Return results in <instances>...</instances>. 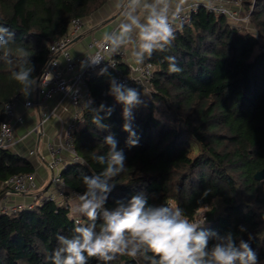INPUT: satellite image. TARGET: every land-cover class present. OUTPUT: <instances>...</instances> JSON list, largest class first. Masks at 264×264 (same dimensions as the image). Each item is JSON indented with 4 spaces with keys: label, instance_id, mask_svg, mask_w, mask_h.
Instances as JSON below:
<instances>
[{
    "label": "trees",
    "instance_id": "1",
    "mask_svg": "<svg viewBox=\"0 0 264 264\" xmlns=\"http://www.w3.org/2000/svg\"><path fill=\"white\" fill-rule=\"evenodd\" d=\"M109 1L0 0V26L27 49L36 80L49 58V42L66 36L73 18L84 20ZM242 5L250 12L255 31L238 30L225 15L200 6L191 24L176 31L171 48L150 59L152 99H142L143 86H128L140 92L142 100L133 113L132 127L139 138L135 147L126 144L123 105L109 94L111 72L92 78L91 97L75 131L81 161L69 162L62 176L66 194L83 192L82 173L102 171L92 157L108 151L104 138L112 134L126 156V170L114 179L106 207L143 194L149 205L173 201L190 220L205 208V230L220 236L230 232L237 244L247 241L258 264H264V179L254 176L264 169V49H258L260 37L264 39V0H242ZM165 55L175 56L183 71L170 74ZM21 63L15 56L11 63L0 58V126L5 106L23 93L11 78ZM119 66L129 72L124 62ZM156 99L167 104L164 118L157 113ZM101 104L113 109L110 116L94 111ZM95 115L107 127L94 124ZM35 172L29 158L0 148V183ZM40 197L32 200L34 208L0 211V264H51L48 257L57 247V236H70L77 223L86 222L71 215L67 199L38 203ZM213 243L210 238L209 248ZM88 264L101 262L91 258ZM111 264L147 261L143 256H118Z\"/></svg>",
    "mask_w": 264,
    "mask_h": 264
},
{
    "label": "clouds",
    "instance_id": "2",
    "mask_svg": "<svg viewBox=\"0 0 264 264\" xmlns=\"http://www.w3.org/2000/svg\"><path fill=\"white\" fill-rule=\"evenodd\" d=\"M185 2L117 0L122 19L115 30L103 33L102 47L113 54L130 49L137 65L151 59L156 52H167L176 38L174 22L183 13ZM0 53L6 63H11L13 56L22 61L18 70L11 72V78L27 95L36 83L32 76L34 67L29 65L30 55L3 26H0ZM104 60L100 54L87 56L81 67L97 66ZM163 60L168 63L170 74L183 71L175 56L165 55ZM106 73L107 67H104L98 74ZM46 76L45 82L51 80V74ZM109 83V94L123 105L122 128L129 134L126 144L129 148L135 147L139 138L132 127L133 110L142 104L141 93L114 77ZM94 111H106L110 116L113 109L101 104ZM92 122L98 127H107L101 123L99 115H95ZM117 143L114 135H107L104 144L108 151L92 157L102 166V171L92 175L82 173L84 191L72 204L71 215L86 218V222L77 223L70 236H57V247L48 257L51 264H88L91 258L101 264H111L118 256L133 259L143 256L147 264H258L257 253L247 241L241 239L237 244L230 232L220 236L205 230L204 220L192 222L179 206L149 205L145 195L136 194L127 200H117L112 208L106 207L115 187L114 179L126 170V156ZM210 238H214L215 243L209 248Z\"/></svg>",
    "mask_w": 264,
    "mask_h": 264
},
{
    "label": "built area",
    "instance_id": "3",
    "mask_svg": "<svg viewBox=\"0 0 264 264\" xmlns=\"http://www.w3.org/2000/svg\"><path fill=\"white\" fill-rule=\"evenodd\" d=\"M200 6H204L207 10L214 11L217 14L225 15L234 27L236 24L243 26L250 25L251 15L249 11L244 9L242 0H186L183 13L174 22L176 31H180L183 27L191 24L192 14ZM83 25L84 20L75 17L71 21L66 36L49 42V58L35 83L36 98H27L24 101L26 108L36 106L41 109L38 124L28 130L24 136L30 133H36L38 136L44 135V127L52 119H57L62 123L56 139L48 137L45 140V147L49 154V159L45 163L49 173L50 186L45 193L39 192L40 185L37 182L35 174H18L3 183L7 188L3 193L4 198L11 194H16L34 195L35 199L41 196L37 200L38 203L42 200H51L58 203H61L62 199H67L69 203L75 200L77 195L82 192L71 190L66 194L67 189L62 171L67 167L69 162L81 161L74 146L75 131L82 124L84 104L91 97L90 80L96 76H100L98 74L100 69L107 67V72H111L110 79L114 77L119 83L127 87L133 83L144 87L152 85L151 79L153 77L154 64L150 59H146L141 65L134 64L130 67L129 72H124L119 64L125 60L126 50L122 49L119 53L115 54L109 52L106 48L102 47V36L92 40L89 44V51L79 56H74L70 50V46L80 35ZM115 29L116 27L112 30ZM96 54H100L105 60L97 66L81 67V62L85 61L87 56H95ZM48 74H51L52 78L45 82L47 80L46 75ZM58 95L60 96L58 103L54 107L48 106L49 100ZM20 96L21 94L5 106V117L0 126V148L13 149L23 138L19 139L15 134L17 125L25 123L24 115L16 111V103ZM64 99H68L74 107L68 120L61 119L59 112V107L62 105ZM65 153L70 157L68 160L64 156ZM30 154H35L45 160L40 151L39 143L34 149L30 150ZM35 204L34 201L4 204L0 205V211H16L24 207L34 208ZM169 205L173 206L172 201L169 202ZM204 210L205 208L200 210L195 219L191 221L200 222L205 220ZM75 218L77 222L81 221V217L75 216Z\"/></svg>",
    "mask_w": 264,
    "mask_h": 264
},
{
    "label": "crops",
    "instance_id": "4",
    "mask_svg": "<svg viewBox=\"0 0 264 264\" xmlns=\"http://www.w3.org/2000/svg\"><path fill=\"white\" fill-rule=\"evenodd\" d=\"M207 1V0H202ZM117 0H110L107 4H105L100 10L95 12L90 17L84 19V25L81 30L78 38L71 44L70 50L74 56H79L81 54L89 51V44L92 42L94 38L101 37L105 31H111L115 27L118 26L121 16V9L116 7ZM112 16H115L113 19H110ZM126 50V58L123 61L127 68L130 69L132 65H134V60L130 55V49ZM27 98H36V90L35 85L30 90V92L25 95L21 94L18 102L16 103V111L19 114H23L25 117V123L23 125H17L16 127V136L20 139L23 137L17 145L12 149L14 152H17L23 156L29 158L32 163L36 167V178L39 185L43 186L42 193H45L50 186L49 181V173L46 169V163L49 159L48 151L45 147V140L49 138H54L58 136V132L62 127V123L57 119L50 120L44 127V135L38 136L36 133H30L26 136L25 133L32 129L35 125L38 124L40 120V112L36 106H32L30 108H26L24 106V101ZM60 100V96L53 97L47 103L48 106L54 107L58 101ZM74 110L73 105L70 103L68 99H64L62 105L59 107V112L61 115V119L68 120ZM39 143L40 151L45 157V160L41 159L39 156L35 154H30V150L34 149L36 145ZM65 158L68 160L70 157L68 154H64ZM1 184V183H0ZM10 197H3V194L0 196V205L11 204L13 203H21V202H29L35 199L34 195H16L11 194Z\"/></svg>",
    "mask_w": 264,
    "mask_h": 264
},
{
    "label": "rangeland",
    "instance_id": "5",
    "mask_svg": "<svg viewBox=\"0 0 264 264\" xmlns=\"http://www.w3.org/2000/svg\"><path fill=\"white\" fill-rule=\"evenodd\" d=\"M236 28L237 27H239V28H237L238 30H253V31H255V29H253V26L250 24H248L247 26H243V25H240V24H236V26H235ZM260 39H261V43H260V45L258 46V49L259 50H263V48H264V39L263 38H261L260 37ZM153 93V86L152 85H150V86H147V87H144L143 86V93H142V99H152V96H151V94ZM155 103H156V105H157V113H161V117H166L167 115H166V108H167V104H166V102H164L163 100H161V99H156L155 100ZM139 107V106H138ZM135 108L134 110H133V113H134V111L135 110H139V108ZM144 110H146L145 108H144ZM196 153V147L195 146H193L192 148H191V154H195ZM40 187V191L39 192H42L43 191V186H39ZM6 187L4 186V184H0V191H2V194L6 191ZM1 194V195H2ZM24 196H27V195H24ZM8 197H10V196H8ZM1 198V197H0ZM76 200V199H75ZM75 200H73L72 202H71V206H72V204L74 203V201ZM9 204H11L10 203V201L8 202ZM172 203H173V206L175 205L174 204V202L172 201ZM7 204V203H6ZM14 204V203H13ZM80 217V216H79Z\"/></svg>",
    "mask_w": 264,
    "mask_h": 264
},
{
    "label": "water",
    "instance_id": "6",
    "mask_svg": "<svg viewBox=\"0 0 264 264\" xmlns=\"http://www.w3.org/2000/svg\"><path fill=\"white\" fill-rule=\"evenodd\" d=\"M115 16H112L110 19H113ZM255 178L258 180L264 179V169H261L255 173Z\"/></svg>",
    "mask_w": 264,
    "mask_h": 264
}]
</instances>
